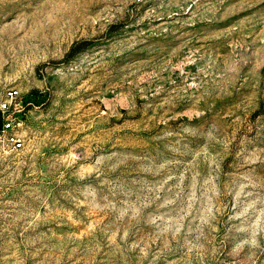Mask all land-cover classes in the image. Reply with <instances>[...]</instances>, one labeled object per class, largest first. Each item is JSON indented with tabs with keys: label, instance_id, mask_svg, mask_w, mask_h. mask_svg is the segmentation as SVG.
I'll return each instance as SVG.
<instances>
[{
	"label": "rangeland",
	"instance_id": "obj_1",
	"mask_svg": "<svg viewBox=\"0 0 264 264\" xmlns=\"http://www.w3.org/2000/svg\"><path fill=\"white\" fill-rule=\"evenodd\" d=\"M0 264H264V0H0Z\"/></svg>",
	"mask_w": 264,
	"mask_h": 264
},
{
	"label": "built area",
	"instance_id": "obj_2",
	"mask_svg": "<svg viewBox=\"0 0 264 264\" xmlns=\"http://www.w3.org/2000/svg\"><path fill=\"white\" fill-rule=\"evenodd\" d=\"M24 103L16 86H0V153L9 155L25 146Z\"/></svg>",
	"mask_w": 264,
	"mask_h": 264
}]
</instances>
